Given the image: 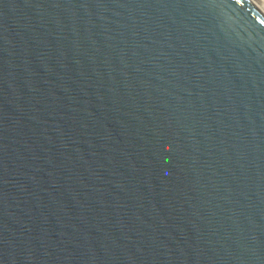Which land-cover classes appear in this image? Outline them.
<instances>
[{"label": "water", "instance_id": "obj_1", "mask_svg": "<svg viewBox=\"0 0 264 264\" xmlns=\"http://www.w3.org/2000/svg\"><path fill=\"white\" fill-rule=\"evenodd\" d=\"M0 264H264V0H0Z\"/></svg>", "mask_w": 264, "mask_h": 264}]
</instances>
